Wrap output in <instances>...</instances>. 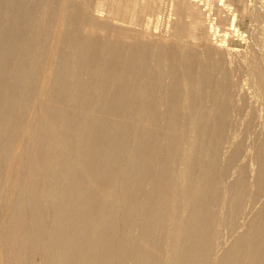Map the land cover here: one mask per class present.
Here are the masks:
<instances>
[{"label": "bare ground", "instance_id": "6f19581e", "mask_svg": "<svg viewBox=\"0 0 264 264\" xmlns=\"http://www.w3.org/2000/svg\"><path fill=\"white\" fill-rule=\"evenodd\" d=\"M0 264H264V0H0Z\"/></svg>", "mask_w": 264, "mask_h": 264}, {"label": "rangeland", "instance_id": "374dc122", "mask_svg": "<svg viewBox=\"0 0 264 264\" xmlns=\"http://www.w3.org/2000/svg\"><path fill=\"white\" fill-rule=\"evenodd\" d=\"M111 15V16H110ZM144 16V15H143ZM142 16V20L144 21H140V20H136V22H140V24L142 25V24H144L146 21V18H147V15H145L144 17ZM114 16H113V14H112V12L110 11V10H108V9H105V10H103V11H98V12H96V18H97V20L99 21V22H101V23H104V24H108V23H111V21H112V18H113Z\"/></svg>", "mask_w": 264, "mask_h": 264}]
</instances>
